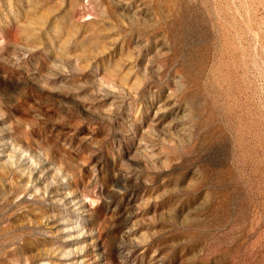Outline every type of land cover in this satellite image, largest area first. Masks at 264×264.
I'll use <instances>...</instances> for the list:
<instances>
[{"label":"rangeland","instance_id":"374dc122","mask_svg":"<svg viewBox=\"0 0 264 264\" xmlns=\"http://www.w3.org/2000/svg\"><path fill=\"white\" fill-rule=\"evenodd\" d=\"M0 264H264V0H0Z\"/></svg>","mask_w":264,"mask_h":264}]
</instances>
